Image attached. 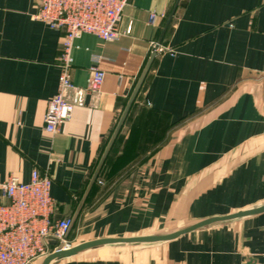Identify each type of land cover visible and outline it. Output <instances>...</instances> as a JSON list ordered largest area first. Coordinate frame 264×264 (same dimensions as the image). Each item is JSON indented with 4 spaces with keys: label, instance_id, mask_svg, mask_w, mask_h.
<instances>
[{
    "label": "crops",
    "instance_id": "0c3cea01",
    "mask_svg": "<svg viewBox=\"0 0 264 264\" xmlns=\"http://www.w3.org/2000/svg\"><path fill=\"white\" fill-rule=\"evenodd\" d=\"M37 1L0 0V176L47 171L55 217L71 218L175 0H129L116 40L73 41V83L86 85L93 56L104 79L54 133L43 113L58 87L61 31L33 20ZM151 11L163 14L155 24ZM160 46L68 234L72 245L167 233L264 204V0H179ZM248 260L264 264V212L55 264Z\"/></svg>",
    "mask_w": 264,
    "mask_h": 264
},
{
    "label": "built area",
    "instance_id": "2783aa9c",
    "mask_svg": "<svg viewBox=\"0 0 264 264\" xmlns=\"http://www.w3.org/2000/svg\"><path fill=\"white\" fill-rule=\"evenodd\" d=\"M129 0H38L32 13L33 20L61 31L59 63L61 72L57 91L47 102L43 113L44 129L58 131L68 121L76 106L84 105L88 93H98L105 72L97 65L98 56L92 57L89 79L84 86L73 83L69 75L72 64L73 41L84 33L104 41L119 37L118 23ZM162 15L151 11L148 22L155 24ZM131 26L125 32L129 33ZM153 50L162 47L156 41ZM102 182V181H100ZM52 178L47 171L31 170L29 179L0 176V264H32L55 250L72 246L66 237L70 217H55L56 202L50 194Z\"/></svg>",
    "mask_w": 264,
    "mask_h": 264
},
{
    "label": "water",
    "instance_id": "95a60500",
    "mask_svg": "<svg viewBox=\"0 0 264 264\" xmlns=\"http://www.w3.org/2000/svg\"><path fill=\"white\" fill-rule=\"evenodd\" d=\"M179 3V0H175L173 7L164 23L163 29L161 31L160 34V38L157 41V45L155 46V48H157V46L160 44L161 42V38L164 35L171 19L172 16L177 8V5ZM156 55V51L153 50L149 57L147 58L136 82L135 85L133 86V89L129 95V97L127 98V101L117 119V122L95 164V167L92 171V174L86 184V187L80 197V199L77 202V205L75 207V210L70 218V225L67 229L66 232V237L68 236L71 228L74 225L75 220L77 219L86 199L87 196L90 192V190L92 189L95 181L97 180V177L99 175V172L103 166V163L125 121V118L130 110V107L133 103V101L135 100L137 93L145 79V76L152 64V61L154 59ZM264 212V204L256 206V207H252L249 209H245V210H240V211H236L234 213H230L227 215H223V216H212V217H208L199 221H196L194 223L188 224L186 226H183L177 230L171 231V232H167V233H156V234H144V235H135V236H121V237H102V238H96V239H91V240H87V241H83L80 243H77L75 245L70 246L69 248L63 249V244L59 243L58 246L55 248V250H53L52 252L48 253L47 255H45L40 264H55L57 261H59L62 258L65 257H69V256H73L76 254H79L83 251L89 250V249H94V248H98L104 245H116V244H130V245H139V244H143V243H153V242H160V241H168V240H172L182 234L197 230V229H201L204 227H207L209 225L212 224H216V223H221V222H225V221H229L231 219H235V218H240V217H244V216H249V215H254V214H258ZM243 264H255L253 261L248 260Z\"/></svg>",
    "mask_w": 264,
    "mask_h": 264
},
{
    "label": "trees",
    "instance_id": "16d2710c",
    "mask_svg": "<svg viewBox=\"0 0 264 264\" xmlns=\"http://www.w3.org/2000/svg\"><path fill=\"white\" fill-rule=\"evenodd\" d=\"M95 185H93L92 189L94 188ZM92 189L90 190V192L92 191ZM88 198V197H87ZM67 238L69 239V236H67Z\"/></svg>",
    "mask_w": 264,
    "mask_h": 264
}]
</instances>
